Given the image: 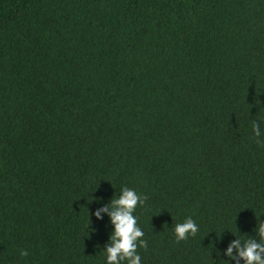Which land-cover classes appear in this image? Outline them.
Segmentation results:
<instances>
[{
	"label": "trees",
	"instance_id": "16d2710c",
	"mask_svg": "<svg viewBox=\"0 0 264 264\" xmlns=\"http://www.w3.org/2000/svg\"><path fill=\"white\" fill-rule=\"evenodd\" d=\"M124 188L140 264H244L264 0H0V264H105Z\"/></svg>",
	"mask_w": 264,
	"mask_h": 264
},
{
	"label": "clouds",
	"instance_id": "9594fccd",
	"mask_svg": "<svg viewBox=\"0 0 264 264\" xmlns=\"http://www.w3.org/2000/svg\"><path fill=\"white\" fill-rule=\"evenodd\" d=\"M253 132L259 136L260 131L257 125H253ZM140 197L130 188L121 190L119 197L111 200L109 207L113 210L109 213L110 221L113 224V231L110 235V244L104 250L106 256L105 264H140V256L136 252L137 243L144 245L139 239L143 236L142 230L138 227L136 217L132 214ZM99 216V213H95ZM196 224L190 218L174 226V233L177 240L184 239L185 234H194ZM259 241L245 239L241 247L237 240H233L226 249L225 254L231 256L233 248H236L238 256L244 264H264V222L257 228ZM26 255L23 250L20 253Z\"/></svg>",
	"mask_w": 264,
	"mask_h": 264
}]
</instances>
